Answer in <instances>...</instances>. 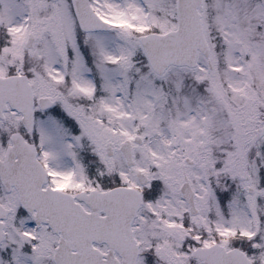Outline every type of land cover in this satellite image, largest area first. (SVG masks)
<instances>
[{
	"label": "snow or ice",
	"instance_id": "snow-or-ice-1",
	"mask_svg": "<svg viewBox=\"0 0 264 264\" xmlns=\"http://www.w3.org/2000/svg\"><path fill=\"white\" fill-rule=\"evenodd\" d=\"M0 264H264V0H0Z\"/></svg>",
	"mask_w": 264,
	"mask_h": 264
}]
</instances>
